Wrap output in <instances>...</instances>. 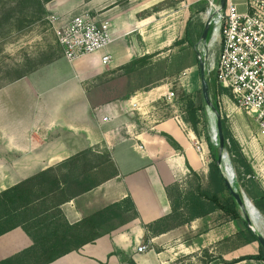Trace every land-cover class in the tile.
<instances>
[{"label": "crops", "instance_id": "0c3cea01", "mask_svg": "<svg viewBox=\"0 0 264 264\" xmlns=\"http://www.w3.org/2000/svg\"><path fill=\"white\" fill-rule=\"evenodd\" d=\"M232 1L241 12L247 10L249 0ZM197 2L52 0L47 4L49 16H58L59 23L82 14L109 21L115 46L74 62L58 57L0 88V192L90 150L92 157L108 155L116 175L64 203L61 208L68 222L77 223L127 197L138 213L124 226L50 264H128L130 259L137 264H174L184 256L202 259L205 250L213 256L209 264H264L263 259L241 260L260 254V244L236 238L245 229L243 220V226L234 221L212 225L215 215H210L171 230L163 229V224H158L157 233L150 228L172 213L173 198L193 190L191 170L207 182L210 158L204 152L202 159L194 147L197 137L177 123L175 110L167 114L161 103L165 91L134 88L121 71L137 58L170 47L182 25L187 28ZM105 53L112 56L107 65L102 63ZM136 95L149 104L148 116L133 113ZM219 103L251 166V173L239 177L240 183L236 174L233 181L254 204L264 196V136L230 94L221 95ZM162 134L172 137L181 149ZM246 211L254 230L264 235V223L252 208ZM207 223L210 229L196 236ZM32 244L21 227L0 236V261ZM142 245L148 251L139 252Z\"/></svg>", "mask_w": 264, "mask_h": 264}, {"label": "trees", "instance_id": "16d2710c", "mask_svg": "<svg viewBox=\"0 0 264 264\" xmlns=\"http://www.w3.org/2000/svg\"><path fill=\"white\" fill-rule=\"evenodd\" d=\"M51 1L14 0V4L9 6L7 11H4L3 17L0 19V30L13 18H16L17 21L20 20V22L24 17H29L30 20L34 18L42 19L48 15L46 5ZM205 10V4H202L200 9L191 15L190 22L186 28V38L181 41L193 42L192 30L194 28L192 27V22L196 16L195 14L197 12H204ZM202 28L201 26L200 29ZM195 29L198 36L201 37L202 30L200 31L199 25ZM174 43H180V41H175ZM151 56H142L131 64L143 63ZM56 58L22 69L9 83L29 75ZM210 81L213 99L221 114V122L230 160L234 165L238 177L243 173L249 174L251 173V166L242 153L238 142L233 138L227 126V119L222 115L220 108V96L226 93L230 94V91L227 88L218 86L213 77H210ZM178 98V110L185 125L199 136V126L203 121L204 115H206L201 90L196 93L181 94ZM162 135L166 137L175 149H181L172 137L167 134ZM206 135L210 151L207 182H203L202 178L191 170L193 190L187 195H178L172 199V213L150 225L154 233L160 230L158 224H163L162 228L165 230H171L184 226L195 218H207L210 215H215L212 219V225L243 220L241 211L227 189L222 171L217 163V136L215 140H211L210 134ZM109 163L112 165V160L108 155L102 154L101 156L92 157L90 150H84L72 156L60 166L41 171L1 191L0 236L21 227L30 236L33 244L21 252L1 260L0 264H50L64 255L79 251L84 245L95 242L100 237L110 234L112 231L135 219L138 213L130 197L97 210L74 224L68 222L64 215L61 208L64 203L70 201L76 195L94 189L106 179L116 175L115 169L109 174V177L104 179L96 178L92 175L93 171L96 172ZM61 168L64 170H61ZM234 184L237 183L234 182ZM237 186L239 187V184ZM175 188L178 187L172 186L170 189ZM254 205L264 214V196L254 203ZM209 229L210 226L207 223L205 226L199 228L195 232V235L205 233ZM236 238L247 244L252 242L259 244L257 236L246 224L245 229L236 234ZM203 256L204 258L200 259V264H209L213 260V256L207 250L204 251ZM185 258L189 259L190 257H182L174 264H184ZM250 259L264 260L261 246L259 255L241 258V260ZM128 264L137 263L130 259L128 260ZM190 264L195 263L192 262Z\"/></svg>", "mask_w": 264, "mask_h": 264}, {"label": "built area", "instance_id": "2783aa9c", "mask_svg": "<svg viewBox=\"0 0 264 264\" xmlns=\"http://www.w3.org/2000/svg\"><path fill=\"white\" fill-rule=\"evenodd\" d=\"M216 2L209 0L207 12L216 8ZM217 17L218 42L207 74L209 78L215 79L218 86L229 89L235 105L246 112L256 124L258 133L264 136V0H249L244 12L232 0H227L213 23ZM58 20V16L49 17L64 57L69 62L106 50L114 42L107 20L96 19L88 14L77 15L64 23ZM111 61L110 54L102 56L103 64L107 65ZM175 96L170 88L161 99L171 103ZM139 97L136 95L133 98L131 107L135 115L143 118L150 113V106ZM174 114L177 123L188 129L180 113L175 110ZM194 147L205 159L198 140ZM138 251H148V246L142 245Z\"/></svg>", "mask_w": 264, "mask_h": 264}, {"label": "rangeland", "instance_id": "374dc122", "mask_svg": "<svg viewBox=\"0 0 264 264\" xmlns=\"http://www.w3.org/2000/svg\"><path fill=\"white\" fill-rule=\"evenodd\" d=\"M13 1L0 0V19L3 17L4 11H7L9 6L14 4ZM202 4H205L206 10L195 14L196 16L192 22V27L194 28L192 30V43L181 41L186 38V27L182 25L180 32L176 33L178 34L176 41H180V43L173 42L170 47L165 48L163 51L151 54L152 56L147 58L145 62L134 65L129 64L123 67L121 71L123 76L126 75L128 81L132 80L134 88L140 87V90L147 91L151 87H160L165 92L171 88L176 95L173 102L169 103L164 99L161 102L164 108L168 110L167 114L168 112L169 114L170 112L172 113L173 110H177L180 113L178 110V96L196 93L201 90L199 54H203V46L199 44L200 37L195 27L197 25H199V29L201 26L204 27L210 3L209 0H198L195 11L200 9ZM49 17V13L42 19L34 18L30 20L29 17H24L21 22L13 18L0 30V87L11 82L22 69L29 68L43 61L52 60L55 57H64ZM201 30L203 31V28ZM210 41L215 51L218 42V24L216 20L214 21L213 36ZM113 46L115 45L111 44L108 48L110 49ZM193 134L195 133L193 132ZM206 134H210L211 140H215V119L208 113L204 115L203 121L199 126V136L196 134L195 136L197 137L196 140L201 143L206 157L210 158ZM112 172L113 167L109 163L104 168L98 169L94 176L104 179L109 177ZM236 177L239 182L237 172ZM188 193L189 190H186L183 194L187 195ZM234 223L243 226L240 220H235ZM199 258L198 256L194 260L191 257L189 259L185 258L183 263L190 264L193 262L198 264L200 262Z\"/></svg>", "mask_w": 264, "mask_h": 264}, {"label": "water", "instance_id": "95a60500", "mask_svg": "<svg viewBox=\"0 0 264 264\" xmlns=\"http://www.w3.org/2000/svg\"><path fill=\"white\" fill-rule=\"evenodd\" d=\"M226 1L227 0H217L216 8H214L213 10L207 13V19L205 21L203 31L200 37L199 44H202L203 46V54L202 55L199 54V72H200V79H201L202 99H203V104H204L206 113L211 114L215 119V132H216L217 143H218L217 163L220 166V169L222 171V176L224 177L226 187L229 190L234 201L237 203L241 211L244 223L257 236L261 249L264 253V235H260L254 230V228L252 227V217L245 216L243 212L246 211L247 209L250 210V208H252L254 213L257 215V218L260 219L263 223H264V214L260 212V210L248 199V197L237 186V184H234L233 182V179H234L233 175L236 174V172L234 170L233 164L230 160V156L227 150L222 122H221V114L213 99L211 81L207 74L209 64H210L212 55L214 53V48L212 47L211 41H210L213 36V30H212L213 20L216 14L219 11L223 10ZM134 42L136 45L137 53L138 55H140L141 52L137 46L136 38ZM223 160H227V163H228V167H227L228 174L227 175H226V171L222 168V165H221V162Z\"/></svg>", "mask_w": 264, "mask_h": 264}, {"label": "bare ground", "instance_id": "6f19581e", "mask_svg": "<svg viewBox=\"0 0 264 264\" xmlns=\"http://www.w3.org/2000/svg\"><path fill=\"white\" fill-rule=\"evenodd\" d=\"M215 20H216V23L218 24V17H217ZM224 161H225V163H227L226 160H223V161L221 162V165L223 166V169L226 171V173H228V171H227L228 164H227V167H226V164L223 165V164H224ZM233 176H234V175H233ZM233 182H235V181H233ZM243 214H244L245 216H248L247 211H244Z\"/></svg>", "mask_w": 264, "mask_h": 264}]
</instances>
